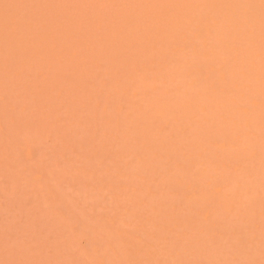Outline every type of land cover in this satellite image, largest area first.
Listing matches in <instances>:
<instances>
[{
  "label": "rangeland",
  "instance_id": "374dc122",
  "mask_svg": "<svg viewBox=\"0 0 264 264\" xmlns=\"http://www.w3.org/2000/svg\"><path fill=\"white\" fill-rule=\"evenodd\" d=\"M0 264H264V0H0Z\"/></svg>",
  "mask_w": 264,
  "mask_h": 264
}]
</instances>
